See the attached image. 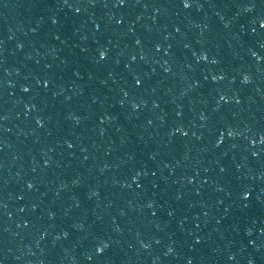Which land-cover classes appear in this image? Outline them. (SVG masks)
I'll list each match as a JSON object with an SVG mask.
<instances>
[{"label":"water","instance_id":"water-1","mask_svg":"<svg viewBox=\"0 0 264 264\" xmlns=\"http://www.w3.org/2000/svg\"><path fill=\"white\" fill-rule=\"evenodd\" d=\"M190 3L0 0V264H264V0Z\"/></svg>","mask_w":264,"mask_h":264},{"label":"snow or ice","instance_id":"snow-or-ice-1","mask_svg":"<svg viewBox=\"0 0 264 264\" xmlns=\"http://www.w3.org/2000/svg\"><path fill=\"white\" fill-rule=\"evenodd\" d=\"M125 2H126V0H118V3L121 4V5H123ZM183 6L185 8L191 7L190 0H183ZM77 11H79V8H77ZM260 26L262 28H264V19L261 20ZM96 27L99 28L100 25L97 24ZM177 31H179V29H177ZM57 39H59V37H57ZM137 43H139V40H137ZM157 49H159V47H157ZM253 55H256V53L253 52ZM98 56H99L100 59H104L107 56V53H106L105 50L101 49L99 51V53H98ZM135 58H136L135 56L132 57L133 60ZM202 58L203 59H207V56H204ZM165 71H168V69H165ZM212 79L215 80V79H217V77L216 76H213ZM247 80H248V76L245 75L244 76V81L246 82ZM135 82H136L137 85L141 84V80L139 78H137ZM44 83H45V85H47L48 81L45 80ZM24 91H28V89L25 88ZM124 95L127 96L128 93L125 92ZM221 99L223 100V96H221ZM141 102H143V101H141ZM132 107L133 108H139L140 107V104L139 103H133ZM201 119H206V117L205 116H201ZM37 123H40V121H37ZM176 131H180V129L177 128ZM184 134L187 135V133H184ZM229 135H231V132H229ZM260 140H261V142H264V136H261ZM252 143H255V140H253ZM69 147H71V145H69ZM252 155L255 156V155H257V153L253 152ZM223 170L224 169L222 168L221 171H223ZM28 187L31 188L32 187V184H28ZM249 195H250V193L248 192V193L245 194L244 197L247 198ZM149 207H151V205H149ZM49 215H52V213H49ZM169 215H171V213H169ZM65 235L67 236V233H65ZM107 247H108V244H105L103 241H101L100 242V245L97 247L96 251L97 252H103L104 249H106ZM145 247H147V245H145ZM169 251H171V249H169ZM88 258L91 259V257H88ZM189 264H191L190 261H189ZM249 264H251V262H249Z\"/></svg>","mask_w":264,"mask_h":264}]
</instances>
